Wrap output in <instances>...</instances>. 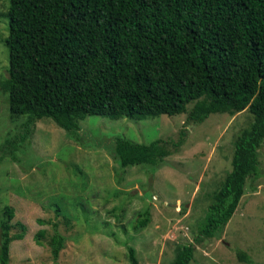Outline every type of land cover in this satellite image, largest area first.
Masks as SVG:
<instances>
[{
  "label": "trees",
  "instance_id": "obj_1",
  "mask_svg": "<svg viewBox=\"0 0 264 264\" xmlns=\"http://www.w3.org/2000/svg\"><path fill=\"white\" fill-rule=\"evenodd\" d=\"M7 66L0 90L10 118L31 126L49 119L77 141L87 116L143 120L185 114L199 124L211 114L246 109L251 122L233 142L230 171L210 194L194 238L218 237L243 194L257 178L255 152L264 140V0H7ZM191 105L190 108L188 106ZM157 139L147 145L115 138L121 169L154 168L179 147ZM15 148V141L10 143ZM8 153L14 159L12 150ZM0 221V264H8L13 210ZM148 216L137 221L144 228ZM21 227V226H20ZM22 228V227H21ZM47 241L56 261L64 238L52 224ZM43 231L35 235L40 245ZM193 247L179 246L170 264H189ZM246 264L242 252L235 253ZM129 264H141L127 247Z\"/></svg>",
  "mask_w": 264,
  "mask_h": 264
},
{
  "label": "rangeland",
  "instance_id": "obj_2",
  "mask_svg": "<svg viewBox=\"0 0 264 264\" xmlns=\"http://www.w3.org/2000/svg\"><path fill=\"white\" fill-rule=\"evenodd\" d=\"M7 5L0 0V79L7 66ZM4 101L0 90V221L6 219L3 209L11 208L8 235L22 234L8 245V264H129L127 247L141 264H170L179 246L189 243V264H246L237 251L250 264H264V140L255 152L259 176L245 179L219 236L194 239L210 194L230 171L233 142L251 122L246 109L211 114L199 124L185 122V114L87 116L78 122L77 141L43 118L23 142L17 139L23 118H10ZM179 132L184 135L177 150L154 168L121 169L114 158L115 138L147 145L176 141ZM146 216L147 225L139 228ZM53 223L64 238L56 261L47 246Z\"/></svg>",
  "mask_w": 264,
  "mask_h": 264
}]
</instances>
